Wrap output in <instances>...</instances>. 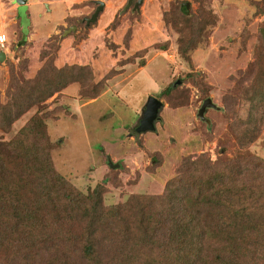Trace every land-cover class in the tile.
I'll list each match as a JSON object with an SVG mask.
<instances>
[{"label": "rangeland", "instance_id": "1", "mask_svg": "<svg viewBox=\"0 0 264 264\" xmlns=\"http://www.w3.org/2000/svg\"><path fill=\"white\" fill-rule=\"evenodd\" d=\"M97 1L55 0L50 15L41 2L35 10L42 18L38 20L28 8L29 22L23 15L26 7L18 8L23 21L20 36L26 40L19 36L12 41L10 29L5 30L10 57L0 62V138L10 139L33 114L47 111L55 170L81 194L104 179L102 205L124 201L130 194H161L167 180L182 172L186 158L195 161L202 155V164L223 169L225 158L234 157L236 151L228 147L232 138L228 128L247 118L249 106L245 100L230 101L228 91L239 80L247 86L243 71L254 61L257 47H263L264 0H143L133 10L132 5L123 8L127 0H101L104 6L86 24ZM186 2L181 15L178 7ZM191 15L211 22L201 25L203 38L188 50V64L177 52V30L188 25ZM68 26L75 28L62 35ZM48 29L51 32L45 35ZM72 64L90 69L86 85L78 91L76 82L68 84L33 104L35 74ZM191 71L207 85L205 97L218 106L206 110L208 124L197 116L202 93L179 79ZM172 82L179 85L180 96L176 91L165 96L161 92ZM89 85L94 86L84 94ZM95 90L97 94L89 98ZM148 95L163 102L160 118L154 132L134 134ZM248 150L262 165L247 163L248 171L261 174L264 130ZM110 162L119 166L111 167Z\"/></svg>", "mask_w": 264, "mask_h": 264}, {"label": "trees", "instance_id": "2", "mask_svg": "<svg viewBox=\"0 0 264 264\" xmlns=\"http://www.w3.org/2000/svg\"><path fill=\"white\" fill-rule=\"evenodd\" d=\"M185 7H178L181 15ZM188 22L177 30V52L189 64L188 50L211 20L191 15ZM260 46L243 71L247 86L239 80L228 91L233 103L249 102L247 118L228 128L235 156L225 158L223 169L202 164V155L186 158L159 195L130 194L102 205L104 179L86 194L77 192L51 161L47 111L33 114L10 139L0 138V264H264V171H248V164L262 167L248 150L264 130V40ZM88 69L72 64L37 72L33 104L74 82L80 91L92 75ZM179 79L208 96L197 72ZM178 86L172 82L161 92Z\"/></svg>", "mask_w": 264, "mask_h": 264}, {"label": "water", "instance_id": "3", "mask_svg": "<svg viewBox=\"0 0 264 264\" xmlns=\"http://www.w3.org/2000/svg\"><path fill=\"white\" fill-rule=\"evenodd\" d=\"M19 4H22L23 2H25L24 0H16ZM135 1V2H134ZM143 2V0H127V3L125 5V7L123 8H127L130 7L131 4H133V6L131 7V9L133 10L136 9L141 3ZM98 5L95 6L93 12L90 14V16L88 18L85 19V23L88 24L89 22H92L95 20L96 15L98 14V12L102 9V7L104 6V2L101 0L97 1ZM185 8L188 7V3H185ZM75 26H68L67 28L62 30V35L70 32L71 30H74ZM261 34L262 36H264V31L261 30ZM6 58V53L3 50H0V62H3ZM163 102L161 100H159L157 97L152 96V95H148L146 102L144 104L143 109L141 110V114H140V118H138L136 126L133 128V133L134 134H139V133H143L146 131H155V122L157 120H159L160 118V112L163 108ZM208 107H212V108H218V106L212 101L211 97H206L200 107L197 110V116L199 117V119L201 121H204L206 124L209 123V119L205 116V110ZM109 166L111 167H118L119 164H113L112 162L109 163Z\"/></svg>", "mask_w": 264, "mask_h": 264}, {"label": "crops", "instance_id": "4", "mask_svg": "<svg viewBox=\"0 0 264 264\" xmlns=\"http://www.w3.org/2000/svg\"><path fill=\"white\" fill-rule=\"evenodd\" d=\"M55 0H25L24 3L19 4L16 0H7V1H0V32H3L5 35V38L8 37L5 34V30L6 29H10L11 31V39L12 41H16V39L21 35V31H22V27L23 25H21L22 18L21 15L18 13V8L19 7H26V9L24 10V18L26 20V22H29L30 19V13L28 12V10L31 8L33 10V12L35 13V16L38 17V20L42 18V14L40 11L35 10V7L37 5H39L41 2L46 3V13L47 14H52L53 13V9L51 8L52 4L54 3ZM29 8V9H28ZM46 14V15H47ZM60 21L55 22L54 27L51 29L52 31L56 29V26H58L60 24ZM24 29V28H23ZM51 30H46L45 35L48 34L49 32H51ZM26 35L28 34V31L26 30ZM21 38H23L22 42L26 39H24V37L26 36H20ZM10 39V40H11ZM19 42V41H17ZM21 42V43H22ZM9 48L7 47V50H5L6 53V58L10 57V54L8 53ZM2 67V66H0ZM1 69V68H0Z\"/></svg>", "mask_w": 264, "mask_h": 264}, {"label": "built area", "instance_id": "5", "mask_svg": "<svg viewBox=\"0 0 264 264\" xmlns=\"http://www.w3.org/2000/svg\"><path fill=\"white\" fill-rule=\"evenodd\" d=\"M6 38L3 32H0V50H7V45L5 44Z\"/></svg>", "mask_w": 264, "mask_h": 264}, {"label": "flooded vegetation", "instance_id": "6", "mask_svg": "<svg viewBox=\"0 0 264 264\" xmlns=\"http://www.w3.org/2000/svg\"><path fill=\"white\" fill-rule=\"evenodd\" d=\"M135 2V1H134ZM132 6H133V4H131ZM204 100V99H203ZM208 108H212V107H208ZM208 108H206V110L208 109ZM213 109H215V108H213ZM206 110H205V112H206ZM205 114V113H204Z\"/></svg>", "mask_w": 264, "mask_h": 264}]
</instances>
